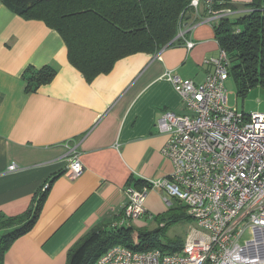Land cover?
<instances>
[{"label": "crops", "instance_id": "crops-1", "mask_svg": "<svg viewBox=\"0 0 264 264\" xmlns=\"http://www.w3.org/2000/svg\"><path fill=\"white\" fill-rule=\"evenodd\" d=\"M251 1L232 0L227 16L245 12ZM219 50L207 2L198 0L186 10L177 42L126 55L109 72L88 79L70 63L59 32L0 0V212L26 211L35 193L60 173L36 224L12 243L4 264H68L69 250L89 229L102 220H123L125 187L134 186L133 176L154 187L170 175L167 136L157 120L165 111L188 113L175 84L202 82L205 62ZM44 65L56 69L55 77L28 92L24 70ZM153 187L146 217L167 208Z\"/></svg>", "mask_w": 264, "mask_h": 264}, {"label": "built area", "instance_id": "built-area-1", "mask_svg": "<svg viewBox=\"0 0 264 264\" xmlns=\"http://www.w3.org/2000/svg\"><path fill=\"white\" fill-rule=\"evenodd\" d=\"M206 2L215 27L227 10H214L215 0ZM191 5L198 6V0ZM219 51L205 62L202 82L175 84L188 113L165 111L156 124L167 136L163 152L173 172L155 186L179 198L193 222L181 248L164 253L114 245L95 264H264V116L246 118L229 105L225 81L230 64L227 52ZM152 187H125L128 201L119 227L148 214L145 203Z\"/></svg>", "mask_w": 264, "mask_h": 264}, {"label": "trees", "instance_id": "trees-1", "mask_svg": "<svg viewBox=\"0 0 264 264\" xmlns=\"http://www.w3.org/2000/svg\"><path fill=\"white\" fill-rule=\"evenodd\" d=\"M25 19L45 21L62 36L70 63L88 79L109 72L122 57L135 52H156L177 42L186 10L192 0H3ZM236 19L224 16L214 27L221 49L227 52L237 95L245 97L256 86L264 89V0H252ZM214 10L230 4L215 0ZM56 75L51 65L28 66L22 76L28 92H35ZM248 115V114H246ZM244 116L249 118L250 116ZM56 173L33 196L28 209L18 215L0 212V264L12 243L36 224ZM134 187H152L133 176ZM159 214L161 224L191 218L187 206ZM188 211L186 215V211ZM121 221V219H120ZM119 217L102 220L88 230L68 253V264H95L114 245L137 251L160 249L171 253L182 243H161L147 231L119 227ZM136 236V237H135Z\"/></svg>", "mask_w": 264, "mask_h": 264}, {"label": "rangeland", "instance_id": "rangeland-1", "mask_svg": "<svg viewBox=\"0 0 264 264\" xmlns=\"http://www.w3.org/2000/svg\"><path fill=\"white\" fill-rule=\"evenodd\" d=\"M238 15L230 16L232 19H236ZM233 64H230V75L225 81V87L228 92L229 105L236 109L240 116L248 114L246 116L262 115L264 116V89L261 86H256L248 95L240 97L237 95V85L234 77V73L231 70ZM153 192H156L160 197L169 198L171 203H168L165 199L163 202L167 206L166 210H176L181 208V200L175 196L170 195L162 186H154ZM165 210V211H166ZM164 211V212H165ZM186 215L188 213L187 210ZM163 212V213H164ZM161 213V214H163ZM158 214L151 217L141 216L140 218L133 220H126V226L132 224L133 233L137 235L139 231H147L151 233V237L157 238L163 244H169L170 242L183 243V239L186 236L187 231L190 228L192 220L190 218H182L178 222H166L160 223V219L157 218ZM136 237V236H135Z\"/></svg>", "mask_w": 264, "mask_h": 264}]
</instances>
